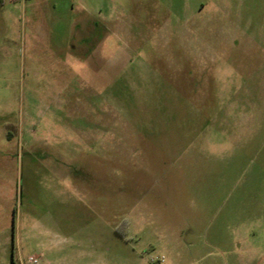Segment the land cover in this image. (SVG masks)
I'll return each mask as SVG.
<instances>
[{
	"label": "rangeland",
	"instance_id": "374dc122",
	"mask_svg": "<svg viewBox=\"0 0 264 264\" xmlns=\"http://www.w3.org/2000/svg\"><path fill=\"white\" fill-rule=\"evenodd\" d=\"M0 264H264V0H0Z\"/></svg>",
	"mask_w": 264,
	"mask_h": 264
},
{
	"label": "built area",
	"instance_id": "2783aa9c",
	"mask_svg": "<svg viewBox=\"0 0 264 264\" xmlns=\"http://www.w3.org/2000/svg\"><path fill=\"white\" fill-rule=\"evenodd\" d=\"M30 261H33V259H32V258H30Z\"/></svg>",
	"mask_w": 264,
	"mask_h": 264
}]
</instances>
